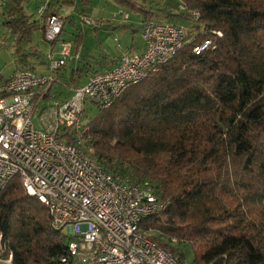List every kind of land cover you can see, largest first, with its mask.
I'll list each match as a JSON object with an SVG mask.
<instances>
[{
	"label": "trees",
	"instance_id": "16d2710c",
	"mask_svg": "<svg viewBox=\"0 0 264 264\" xmlns=\"http://www.w3.org/2000/svg\"><path fill=\"white\" fill-rule=\"evenodd\" d=\"M114 1L143 11V21L183 25L175 20L183 18L192 41L110 107L97 105L98 113L85 121L95 158L113 176L149 182L169 201L163 212L143 218L140 230L181 263L185 243L193 264H264V0H180L186 9L180 13ZM76 5V0H0L5 30L0 47L13 45L19 69L36 70L42 51L33 45L34 32L44 36L53 14L74 23L60 8ZM83 38L79 27L70 40L75 51ZM205 40L210 47L196 54L194 47ZM82 73L75 70L61 84L74 85ZM53 86L47 99L55 96ZM67 240L20 176L0 188V260L64 264Z\"/></svg>",
	"mask_w": 264,
	"mask_h": 264
},
{
	"label": "built area",
	"instance_id": "2783aa9c",
	"mask_svg": "<svg viewBox=\"0 0 264 264\" xmlns=\"http://www.w3.org/2000/svg\"><path fill=\"white\" fill-rule=\"evenodd\" d=\"M82 22L99 23L87 15ZM64 26L63 16L50 15L45 39L55 44ZM141 35L142 53L126 52L110 69L94 71L64 100L46 94L61 68L80 56L70 40L57 54L51 50L46 73L20 69L0 80V188L20 176L26 191L48 208L53 228L68 237L64 264H184L140 230L142 219L163 212L169 201L149 182L130 183L107 172L85 135L88 102L110 107L192 41L185 26L159 19L145 20ZM211 43L196 45L195 53Z\"/></svg>",
	"mask_w": 264,
	"mask_h": 264
},
{
	"label": "rangeland",
	"instance_id": "374dc122",
	"mask_svg": "<svg viewBox=\"0 0 264 264\" xmlns=\"http://www.w3.org/2000/svg\"><path fill=\"white\" fill-rule=\"evenodd\" d=\"M114 1V0H113ZM112 0H90V5H85L82 0H76V7H64L62 8V13L67 14L71 12L68 15L64 16H69V18L75 17V24L71 23L70 21L66 22L64 31L60 37V40H58L55 44L48 42L45 37L42 36L41 31H36L34 32L33 35V45L37 46L38 48H42L44 50L43 52L46 53L48 49L52 45H61V42L63 40H67L71 37V35L77 34L79 31V27H84L85 28V54H87L88 49L90 48V44L92 40H95L94 33H93V27L90 25L84 24L80 20V16L82 15V12L84 15L90 16L91 13L89 11L90 7H93V9L99 11V12H107L108 9H111L112 11V16L110 17V20H107L110 25H115L118 24L120 26H116L115 28L111 29V33L109 34V43L112 45L120 44L119 48L120 50L130 47L133 43L135 44V50L138 52L142 51V48L145 46V42L142 38L141 31H142V26L143 22L142 17L144 12L141 11L140 9H131V8H123L119 7V5ZM140 2L142 5H152L153 7H156L155 4H158L162 8H167L169 10H173L175 13H180L186 11V9L183 7L182 8V3L180 0H148L147 3L144 2V0H135ZM152 2V3H151ZM155 2V3H154ZM116 8V9H115ZM106 10V11H105ZM128 13V18L124 17L125 14ZM40 11L37 13L36 17L38 20H40ZM165 19V18H164ZM177 21L176 23L183 24L188 30H189V22L184 20L183 18L176 17ZM1 14H0V22H1ZM140 21H142V25L140 27ZM172 21V20H171ZM106 22V21H104ZM102 22L99 21L98 25L99 26ZM127 24L128 26L131 27H123L121 25ZM135 27V30L133 29ZM4 27L0 25V42L3 40V33H4ZM134 31V32H133ZM190 31V30H189ZM72 36V37H73ZM114 37H117L114 41ZM100 38V36L98 37ZM13 45L11 44H6L4 46L0 47V73L4 75L10 74L12 69L15 68L16 66V56L13 52ZM46 57L48 56L49 53H46ZM3 79V78H1ZM0 79V80H1ZM80 79L77 80L76 84H72L73 82L67 80H63L66 84H59L58 82H54V86L52 88V91L55 92V99H60L64 100L69 98L76 87L79 85H82L86 82V79L80 83ZM99 111V108L96 104L93 102H88L86 106V112L85 115L83 116V121H87L90 118L94 117ZM37 123V119H34ZM183 251L186 253V262L185 264H193V252L190 249V246L187 244L182 245ZM0 264H8V261H2L0 260Z\"/></svg>",
	"mask_w": 264,
	"mask_h": 264
},
{
	"label": "crops",
	"instance_id": "0c3cea01",
	"mask_svg": "<svg viewBox=\"0 0 264 264\" xmlns=\"http://www.w3.org/2000/svg\"><path fill=\"white\" fill-rule=\"evenodd\" d=\"M113 2H115V1H113ZM64 7H74V6H63V7L60 8V14L68 15L71 12H69L67 14H63L62 13V8H64ZM119 7H121V6L119 5ZM121 9H123V7H121ZM110 10L111 9H108L107 12H102L101 13V12L93 9V7L89 8V11L91 13L90 14L91 17L97 19L98 21H101L102 23L99 26H92L93 27L92 31L94 33L95 40L91 41V44L89 46L90 48L87 51L88 53L85 54V46H84L85 38H83V45L80 46L78 49H76V51L80 54L79 58L74 60V61H72V62H70L67 65L66 68H64V69L61 68V70L58 72V74H57V82L59 84H61V81H62L61 79H69L70 75L75 70L81 69L82 72H83L82 76L80 77V80H81L80 83H81L85 79L87 81L89 75L92 72L97 71V70L98 71L99 70H107V69H110L111 67H113L119 61V59L121 58V56L124 53H126V52L142 53L143 52L145 46L142 48V51L138 52L137 50H135V44L134 43L130 47L124 48L123 50L119 49V48H121L119 46V44L115 43V45H112V44L109 43V36H110L109 34L111 33V29L115 28L116 26L117 27L120 26L118 24L110 25V23L107 22V20H110V17L112 16V13H113ZM123 10H125V9H123ZM159 14L162 15V18H163V16H165V13H159ZM70 19H72L74 21V24H75V17H72ZM142 19H143V17H142ZM175 20H177V19L175 18ZM104 21H106V22H104ZM142 21H140V27L142 25ZM124 25H127V24H124ZM124 25H121V26L124 27ZM80 28H82L83 31H85L84 27H80ZM133 29L135 30V27ZM72 36L73 35H71V37L69 39H67V40H71L73 42L72 38H74V36L73 37ZM99 36H100V38H98ZM116 38L117 37H114V41H115ZM116 46L119 47V48H117ZM60 47H61V45H52L50 47V49H48L46 51V53L50 54V52L52 50V52L54 54H57L59 52V50H60ZM73 49L75 50L74 45H73ZM40 50L42 51L41 52L42 53V57H41L42 59L39 60V64H36V71H38L40 73H46L48 71V65L47 64H48V61H49V54L46 57L47 54L45 52H43L44 50H42V48H40ZM19 68H21V67H18L17 64H16L15 68L12 69L10 74L4 75V74L0 73V76H2L3 79L8 78L13 73H15L17 70H20ZM52 94H55V92L52 91Z\"/></svg>",
	"mask_w": 264,
	"mask_h": 264
}]
</instances>
